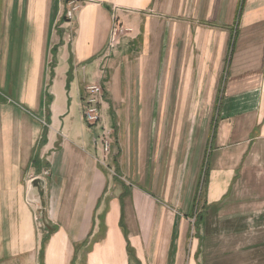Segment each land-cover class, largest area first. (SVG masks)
I'll use <instances>...</instances> for the list:
<instances>
[{
  "label": "crops",
  "instance_id": "obj_1",
  "mask_svg": "<svg viewBox=\"0 0 264 264\" xmlns=\"http://www.w3.org/2000/svg\"><path fill=\"white\" fill-rule=\"evenodd\" d=\"M76 1L81 8L68 19L63 0H0V197L45 167L61 173L56 216L64 205L71 212L42 249L23 207L11 251L0 259L264 264V0H220L215 15L212 1L206 21L181 11L168 27L149 12L159 0ZM114 11L132 31L108 59ZM88 67L89 84L103 81L108 94L125 71L126 99L136 68L143 84L160 85L159 107L127 111L119 127L126 182L109 173L112 162L106 171L80 154L91 135L83 113L82 128L73 129L78 149L69 139L76 94L82 106L80 69L86 80ZM113 127L102 125L106 137ZM70 148L80 154L76 172Z\"/></svg>",
  "mask_w": 264,
  "mask_h": 264
},
{
  "label": "rangeland",
  "instance_id": "obj_2",
  "mask_svg": "<svg viewBox=\"0 0 264 264\" xmlns=\"http://www.w3.org/2000/svg\"><path fill=\"white\" fill-rule=\"evenodd\" d=\"M72 0H63L65 2V13L67 12L68 8H70V2ZM76 1V0H75ZM213 2V10H214V15L217 14V12L220 9V0H159V6L157 9L154 11L150 9V13H154L156 15H163L165 18L168 19L166 21L167 27L169 25H172V20L174 18H179V13L182 11V15L184 13L187 14L186 18H189V14L191 13V18L193 19H198L199 22L200 20H204V15L203 14H209L211 13V4ZM79 10L81 8V5L78 1H76ZM115 9V8H114ZM113 15L116 16V12H113ZM202 15V16H201ZM177 16V17H176ZM203 18V19H202ZM114 20V17H113ZM206 21V20H204ZM114 23V21H113ZM214 23H217V21H214ZM113 25V24H112ZM130 28V27H129ZM132 31V29L130 28ZM129 31L126 33L124 36L120 38L116 46L112 49H108L106 46L105 48V54L108 56V59H113L116 58L113 55L115 54V51L117 48L121 45L124 44L123 40L128 37L131 33ZM123 42V43H122ZM125 46V44H124ZM123 46V48H124ZM232 46V44H231ZM88 72H87V79L84 80V76L86 77V73L83 68L80 69V76L82 80V85L80 87L81 89V97H82V106L79 107L76 103L77 94L75 99L73 100V106H72V111L69 115V123L73 128L71 127L68 132H69V139L72 145L75 146V149L77 148V144L75 142L78 141L76 138V135L74 133L73 129H78V127L81 129L82 128V119H81V113H83V108L84 105L86 104V97L88 95L87 92V86L90 85L89 83L91 82V79L88 78L91 74V67H88ZM107 70V69H106ZM123 70L124 67H123ZM134 77L129 79L130 81L133 82V86L131 85L130 88H128V92L130 94L133 92L134 94H131L132 99H126V84L125 82V71H123V74H120L119 81L121 80V85L118 84L116 86V91L117 93L113 94H108V92L105 90V87L103 85V81L96 82L93 84H99L102 88L103 91V97H102V103L104 102L105 106L104 109H106L108 106V116L107 118L102 115L101 112V119L96 123V124H90L88 121L85 120L87 129L89 134L86 136L85 144H80V154L86 155L88 158L93 159L96 161L103 169L106 171L109 170L110 163L113 164L111 170L109 173L113 174L119 179V182H126L125 180V175L120 173L119 169V154L117 151L122 148H124V132H119V127L120 125H124L125 118L126 116L124 113L127 111H134L135 109H140L138 110L141 111L142 108L147 109V110H153L150 108H158L159 103H160V85L154 80L149 82L148 84H143V80L141 78V69L136 68ZM146 80H150L149 77L145 78ZM92 84V83H91ZM162 86V85H161ZM144 88V89H143ZM146 91V100H142V91ZM148 94V95H147ZM108 96H112V98H109ZM149 96V97H148ZM134 97V99H133ZM148 97V98H147ZM151 97V98H150ZM151 99V100H149ZM38 114V111L35 112ZM107 115V113H106ZM84 117V114H83ZM129 117V116H128ZM139 120L141 117L138 115ZM143 118V117H142ZM145 118V117H144ZM147 118V117H146ZM155 118V117H154ZM193 117H189V119ZM194 119V118H193ZM47 122V120H45ZM136 123V122H135ZM42 126H45L44 123H42ZM107 125L109 128L113 127L114 131H108V136L106 137L110 143L108 151H106L102 147L101 139L103 136V129L102 125ZM190 125V120L188 122ZM191 126L187 127V130H189ZM85 130V128L83 127ZM87 131V130H85ZM64 139H67L64 135H62ZM185 138V136H184ZM75 142H73V141ZM68 140H66L67 142ZM79 145V144H78ZM187 146L185 144V140L183 139V146L182 149L183 151H186ZM60 149V147L58 148ZM75 149L70 148V167L73 172H76L75 165L76 162L78 161V156ZM58 154L61 155V150L58 151ZM185 154L184 153V159H185ZM107 157H104L106 156ZM108 158V160H107ZM121 159V158H120ZM122 160V159H121ZM120 160V161H121ZM125 161V160H124ZM41 171H37L39 173L38 178L36 174L34 175H29L27 176L24 181H23V186L21 187V190L16 193L15 195H10V196H1L0 197V253H7L11 251V243L13 241V235L17 230V226L19 228L18 223L22 221V214L23 212V207H29L28 212L29 215L32 217L31 220H33V228L37 234V237L40 239L43 236H45L46 231L48 230L49 226L56 225L55 223L58 222H64L67 221L70 218L71 212L69 211V206L64 205L63 210L60 211V213L56 216V210H55V204L56 201V195L58 190H59V185H58V180L61 173L58 172H50V169H40ZM66 172L64 175L69 176V180L72 178V172ZM120 184V183H118ZM253 198V197H252ZM253 203H250L252 205ZM27 205V206H26ZM32 205V206H31ZM26 209V210H27ZM251 209V207H250ZM192 221H196L198 219L196 216L192 217ZM250 230V229H249ZM41 249V248H40ZM39 249V250H40ZM14 259L9 256H1L0 259V264H13Z\"/></svg>",
  "mask_w": 264,
  "mask_h": 264
},
{
  "label": "built area",
  "instance_id": "obj_3",
  "mask_svg": "<svg viewBox=\"0 0 264 264\" xmlns=\"http://www.w3.org/2000/svg\"><path fill=\"white\" fill-rule=\"evenodd\" d=\"M79 8L75 0L70 2V8H68L65 13L66 18L71 19L75 13V11ZM130 30L124 24H121L117 21L116 16H114V23L111 26L110 34L107 41L108 49H112L116 46L118 41L122 36L128 33ZM88 95L86 97L85 105L83 108V114L86 121L90 124H96L101 119V106H102V97L103 91L99 84H90L87 86ZM106 133H103L101 143L102 147L108 151L109 149V141L106 138ZM106 157V156H104Z\"/></svg>",
  "mask_w": 264,
  "mask_h": 264
},
{
  "label": "trees",
  "instance_id": "obj_4",
  "mask_svg": "<svg viewBox=\"0 0 264 264\" xmlns=\"http://www.w3.org/2000/svg\"><path fill=\"white\" fill-rule=\"evenodd\" d=\"M196 220H197V219H196ZM54 230H55L54 227L49 226L47 234H45V236H43L42 249H43L44 245L46 244V242H47V240H48L50 234H51Z\"/></svg>",
  "mask_w": 264,
  "mask_h": 264
}]
</instances>
